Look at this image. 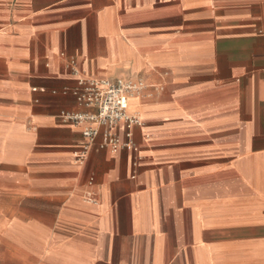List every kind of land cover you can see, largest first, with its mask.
<instances>
[{
	"label": "crops",
	"instance_id": "obj_1",
	"mask_svg": "<svg viewBox=\"0 0 264 264\" xmlns=\"http://www.w3.org/2000/svg\"><path fill=\"white\" fill-rule=\"evenodd\" d=\"M87 78L136 153L74 159ZM0 264H264V0H0Z\"/></svg>",
	"mask_w": 264,
	"mask_h": 264
},
{
	"label": "built area",
	"instance_id": "obj_2",
	"mask_svg": "<svg viewBox=\"0 0 264 264\" xmlns=\"http://www.w3.org/2000/svg\"><path fill=\"white\" fill-rule=\"evenodd\" d=\"M146 89L149 88L140 78H87L77 81V87L71 94L86 111L60 114L65 124L81 129L84 144L73 152L77 162H84L94 147L111 153L120 150L137 152L132 132L135 127L142 126V120L139 114L128 113V100L133 95L141 96ZM119 128L123 131L122 136L118 133Z\"/></svg>",
	"mask_w": 264,
	"mask_h": 264
}]
</instances>
